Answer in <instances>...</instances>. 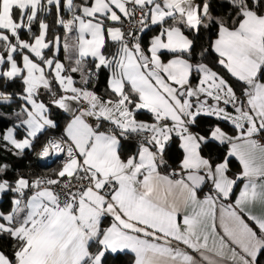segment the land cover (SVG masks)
<instances>
[{"label":"snow or ice","instance_id":"6c2138e0","mask_svg":"<svg viewBox=\"0 0 264 264\" xmlns=\"http://www.w3.org/2000/svg\"><path fill=\"white\" fill-rule=\"evenodd\" d=\"M227 2L231 12L215 15L212 0H0V81L22 84L0 91V107L19 108L0 150L36 151L57 126L52 108L71 113L36 151L63 157L52 175L8 179L0 163V193L16 194L0 212V236L15 241L0 264H106L128 253L129 264H264V0ZM201 30L210 35L197 51L190 34ZM213 53L239 94L205 62ZM102 70L106 98L89 87ZM141 110L151 121L137 120ZM202 116L235 134L219 123L193 131ZM133 135L137 149L123 157ZM174 140L179 168L162 174ZM214 143L227 146L216 159L203 154Z\"/></svg>","mask_w":264,"mask_h":264},{"label":"trees","instance_id":"16d2710c","mask_svg":"<svg viewBox=\"0 0 264 264\" xmlns=\"http://www.w3.org/2000/svg\"><path fill=\"white\" fill-rule=\"evenodd\" d=\"M213 7H214V14L215 15H227L229 12H231V6L227 2V0H212ZM67 14V11H65V15ZM48 22L51 25L52 33L55 34V32H62L63 29L54 23L53 15H48ZM33 31H36V27L34 26ZM156 31L155 28H153L150 31H146L142 36V42L144 46H147V42L150 38V35ZM212 31H215L213 29ZM191 38H194L197 43L196 50L199 51L200 46H207L208 39H209V32L207 30H201L200 34L196 36L195 34H190ZM22 38L28 39V36L26 33L21 34ZM113 48L111 45H109L107 51H112ZM60 56H62V53H60ZM168 57L167 54L163 58ZM215 59V54H210L206 61L207 63H210V66H213L215 70L219 71L222 75L225 76L226 79L229 80V83L233 84V86L236 88L237 93L240 92V85L237 84V82L234 80V78H231L229 74H227L222 68L216 67L214 63H212ZM107 76L108 72L107 70H102L99 73L98 79L94 80L92 84L89 85V87L94 90L98 95L101 97H106L105 89L107 88ZM76 79L79 80V76H76ZM196 79L193 78L192 83H195ZM79 86V85H78ZM22 89V84L19 80L11 81V82H5L0 81V91H7V92H13L18 93ZM42 99L46 100L48 99V95L44 94ZM15 105V104H13ZM12 105V106H13ZM4 109V107H2ZM8 109V108H7ZM52 118L56 121L57 126L55 128H50L47 131L43 133V135H40L39 141L36 144V151L37 148L41 145V142H43L47 135L53 134V135H63V127L64 124L68 118L66 114H64L61 110L55 108L52 109ZM137 120L142 121H150L152 119L151 114L147 112V110H141L136 114ZM1 121H5L7 123H12L15 118H4L0 117ZM219 123L221 128L228 132L229 134H234V129L232 125L229 122L226 121H218L216 118L212 117H200L197 121V127L193 128V131H200L201 127H207L209 124H216ZM105 127H108L107 124H105ZM0 131H3V126L0 123ZM20 135L23 134V130H19ZM139 138H136L135 135L130 136L127 139H122L121 141V155L123 157L132 154L137 149V143ZM14 151H3L0 150V163L8 164L11 167L9 168L8 172L6 173L5 178L12 179L18 172H24V173H32L34 175H52L53 171L57 169L62 159H52L50 162L46 164H40L38 162V159L36 157V151L31 150H25L24 154L22 156H17L14 154ZM227 151L226 145H219L218 143L212 144L210 147H206L204 150V155L208 156L210 155L213 159H216L218 156H221L223 153ZM181 157V149L179 148L177 144V140H174V142L170 143L169 146L166 148L165 151V161L166 165L162 166L160 168L161 171L164 172H170L172 170H175V168H179V160ZM230 169L231 173H235L239 170V163L236 159H232L230 162ZM230 173V174H231ZM1 199H0V210H6L9 207V204L7 202H4L2 198L6 196H16V194L12 192H6V193H0ZM108 220H105V225L108 223ZM15 244V241L12 240L10 237H8L6 234L3 236H0V250L4 251L6 255L9 256V258H12L13 254V245ZM133 256L132 254H123L119 257V259L114 260V258L110 255L107 257L106 264H129V262L132 260Z\"/></svg>","mask_w":264,"mask_h":264},{"label":"crops","instance_id":"0c3cea01","mask_svg":"<svg viewBox=\"0 0 264 264\" xmlns=\"http://www.w3.org/2000/svg\"><path fill=\"white\" fill-rule=\"evenodd\" d=\"M75 2L76 3H79L80 2V0H75ZM70 15V13H67L66 14V18L68 17ZM155 33V32H154ZM154 33H152L151 35H150V37L154 34ZM214 38V37H213ZM63 51L61 50V52L60 53H62ZM60 55V54H59ZM64 55V53H62V56ZM61 57V56H60ZM61 58H63V57H61ZM165 60L166 59H168V57H166V58H164ZM106 98V97H105ZM49 100V96H48V99H46L45 101L47 102ZM52 109H55V107H53ZM19 111V108H18V106H17V104H15V105H13V106H11V109L9 110V109H7V108H2V107H0V117H4V118H7L8 119V117H10V118H15V113L16 112H18ZM68 116V115H67ZM71 119V115H69L68 116V118H67V120H66V122H65V124H64V127H63V131H64V128H65V126H66V124H67V122L69 121ZM89 122H91V123H94V121H92V120H90ZM0 123L2 124V126H3V130L7 127V125H9V123H7V122H5V121H1L0 120ZM235 134V133H234ZM233 134V135H234ZM262 143H264V142H262ZM177 144H178V146H179V141L177 140ZM135 153V152H134ZM133 154V153H132ZM132 154H129V155H132ZM128 156V155H127ZM127 156H125V157H127ZM182 159V150H181V157H180V160ZM180 160H179V163H180ZM239 168H240V165H239ZM175 170H178V168H175ZM161 171V170H160ZM173 171V170H172ZM172 171H170V172H172ZM170 172H164V171H161V173L162 174H169ZM174 178H177V177H174ZM209 189H208V187L207 186H205L204 187V189H203V191L202 192H200V196L201 197H203V195H204V193L205 192H207ZM30 194V193H29ZM16 198V196H6V197H4V198H2L3 199V201L4 202H7L8 204H9V207H8V209H6V210H0V212H4V213H7V212H9V211H11L12 210V207H13V204H12V200L13 199H15ZM0 199H1V195H0ZM233 199H235V197H233ZM107 225V224H106ZM105 225V226H106ZM181 247H183V246H181ZM1 251V250H0ZM193 255H196L195 253H193ZM197 259H199V256H197Z\"/></svg>","mask_w":264,"mask_h":264},{"label":"built area","instance_id":"2783aa9c","mask_svg":"<svg viewBox=\"0 0 264 264\" xmlns=\"http://www.w3.org/2000/svg\"><path fill=\"white\" fill-rule=\"evenodd\" d=\"M62 135H60V134H57V135H53V134H49V135H47V137H56V138H59V137H61ZM46 137V138H47ZM136 138H139V137H137L136 136ZM258 139H261V142H264V137H258ZM39 149H40V146H39V148L37 149V151H39ZM52 159H54L53 157H49V158H46L45 160L47 161V162H50ZM61 159H63V157H61Z\"/></svg>","mask_w":264,"mask_h":264},{"label":"water","instance_id":"95a60500","mask_svg":"<svg viewBox=\"0 0 264 264\" xmlns=\"http://www.w3.org/2000/svg\"><path fill=\"white\" fill-rule=\"evenodd\" d=\"M77 107V105L74 103L73 104V108H76ZM60 110V109H59ZM64 114H66V115H71V113H68V112H64L63 110H61ZM38 162L40 163V164H46V163H48L46 160H38Z\"/></svg>","mask_w":264,"mask_h":264},{"label":"rangeland","instance_id":"374dc122","mask_svg":"<svg viewBox=\"0 0 264 264\" xmlns=\"http://www.w3.org/2000/svg\"><path fill=\"white\" fill-rule=\"evenodd\" d=\"M65 17H66V15H65ZM55 33H60V34L62 35V34H63V31H62V32H55ZM23 39H24V38H23ZM62 53H63V52H62ZM60 58H61V57H60ZM61 59H63V58H61ZM195 83H196V81H195ZM195 83H193V84H195ZM42 97H43V96H42ZM228 111H229V112H232L231 107L228 108ZM150 121H151V120H150ZM11 124H12V123H9V125H7V127H8V126H11ZM21 135H22V134H21ZM21 135H18L17 138H20ZM38 148H39V147H38ZM38 148H37V149H38Z\"/></svg>","mask_w":264,"mask_h":264}]
</instances>
